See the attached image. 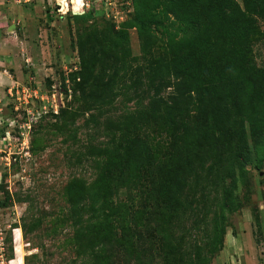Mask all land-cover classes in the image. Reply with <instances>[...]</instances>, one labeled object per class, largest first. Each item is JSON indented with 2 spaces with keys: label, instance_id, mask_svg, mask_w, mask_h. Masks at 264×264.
I'll use <instances>...</instances> for the list:
<instances>
[{
  "label": "rangeland",
  "instance_id": "374dc122",
  "mask_svg": "<svg viewBox=\"0 0 264 264\" xmlns=\"http://www.w3.org/2000/svg\"><path fill=\"white\" fill-rule=\"evenodd\" d=\"M86 3L0 0L21 43L12 76L29 95L6 97L3 117L16 133L34 118L28 157L0 185V264H264V0ZM205 62L216 87L204 112L136 118L146 149L132 157L134 77L147 87L151 64L168 74ZM240 155L246 175L233 182Z\"/></svg>",
  "mask_w": 264,
  "mask_h": 264
},
{
  "label": "trees",
  "instance_id": "16d2710c",
  "mask_svg": "<svg viewBox=\"0 0 264 264\" xmlns=\"http://www.w3.org/2000/svg\"><path fill=\"white\" fill-rule=\"evenodd\" d=\"M201 22L195 21L193 28L196 32L200 31ZM227 40L230 42V39ZM236 52V56L233 57L232 62L238 69L232 73V80L228 82V87L231 89L230 92H232V97H236L237 95L242 94V92H244L240 78L245 76V74L247 73L246 70L242 68L243 61L241 58V52L239 50ZM179 64L181 65L182 63ZM151 65L152 69L146 76H144V78L148 81V86H143L142 77L136 75L134 77V81L132 83L131 88L134 91L133 94L135 96V101L137 104L136 106L139 107V109L136 108L135 114L130 115V128H132L133 130L130 135H132L133 138H131L129 143V152L131 153L132 157L136 159H139L140 153L145 151L146 149L145 143L141 140L139 141L140 138L134 135V132L138 131H135L133 129L135 127L133 121L136 118L138 121H140L139 124H142L144 122V125H146L151 120L157 121L156 125L158 122L161 123L163 121L170 120V122H167L165 124L174 125L176 123V119H172V116L178 118H193L196 115L202 114L204 112L206 105L210 101V99H208L207 97L210 96V94L214 91V88L216 87L215 85L210 84L214 81H212L210 75L212 67L207 62H205V64L194 63L192 64L193 67L191 69L185 71H183L184 69H178L175 63V65L171 66L170 73L168 74L164 73V69L160 65ZM116 77L117 75L115 73L110 77L109 82L103 88V92L107 91V87H109L111 83L114 82ZM82 85L83 87L85 86V83L83 81ZM139 89H141V91H138ZM193 114L194 116L192 117L191 115ZM238 126L241 125L239 124ZM229 134H234L233 139L235 140V143L233 145L236 150H239L243 144H240V140H238L240 139L238 137V131H230ZM236 160L238 164V170L233 172L232 174L233 182L235 181V175L239 174L240 177L246 175V172H244V170L242 169L247 164L245 163V165H242V163L246 160L245 156H237ZM136 164V168L138 167L136 169L138 173L139 170H144L141 166L143 163ZM233 187L235 188V185ZM168 207L171 210L175 208L170 206ZM147 233H151L150 230H144L143 232L138 234V243L142 248L147 246V242H144V240L141 239L147 237ZM150 237L153 236L150 235Z\"/></svg>",
  "mask_w": 264,
  "mask_h": 264
},
{
  "label": "built area",
  "instance_id": "2783aa9c",
  "mask_svg": "<svg viewBox=\"0 0 264 264\" xmlns=\"http://www.w3.org/2000/svg\"><path fill=\"white\" fill-rule=\"evenodd\" d=\"M87 2L93 1V3L98 5H103L105 8L104 12H108V7L114 5L115 3L122 0H86ZM117 1V2H116ZM89 3H86L88 5ZM28 89L20 86L18 83H13L10 88L7 89V98L10 100L15 96V102H20L21 98L19 97L20 93L25 95L22 96V100H25L26 97H29L27 94ZM6 97V96H5ZM4 98L0 97V185L3 182V173L5 170H9L16 164V156L20 158L28 157L27 152V140L26 137L28 133L26 130H29L34 123V118L27 116V123H24L22 126L18 127L19 132L16 133V124L14 119L9 117H3L4 108L7 106L3 102ZM26 103V101H23ZM18 110L14 106V111ZM26 129V130H25Z\"/></svg>",
  "mask_w": 264,
  "mask_h": 264
},
{
  "label": "crops",
  "instance_id": "0c3cea01",
  "mask_svg": "<svg viewBox=\"0 0 264 264\" xmlns=\"http://www.w3.org/2000/svg\"><path fill=\"white\" fill-rule=\"evenodd\" d=\"M5 15L0 12V97L7 100V89L15 82L21 70L20 40L10 36L11 23L7 24ZM11 32V31H10ZM16 75L15 81L12 75ZM6 96V97H5ZM6 104L8 101L5 102Z\"/></svg>",
  "mask_w": 264,
  "mask_h": 264
}]
</instances>
